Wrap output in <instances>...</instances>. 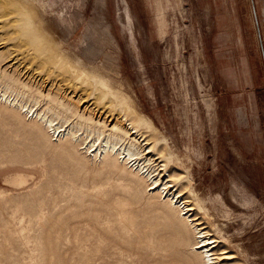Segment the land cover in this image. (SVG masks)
<instances>
[{"label": "rangeland", "instance_id": "rangeland-1", "mask_svg": "<svg viewBox=\"0 0 264 264\" xmlns=\"http://www.w3.org/2000/svg\"><path fill=\"white\" fill-rule=\"evenodd\" d=\"M24 1L66 52L109 57L123 110L165 141L193 218L219 242L215 257L230 258L219 263L264 264V0ZM81 85L66 97L112 125L118 103ZM22 114L0 104V264L198 262L190 226L147 183L50 136L35 141ZM13 174L26 180L7 184Z\"/></svg>", "mask_w": 264, "mask_h": 264}, {"label": "bare ground", "instance_id": "bare-ground-1", "mask_svg": "<svg viewBox=\"0 0 264 264\" xmlns=\"http://www.w3.org/2000/svg\"><path fill=\"white\" fill-rule=\"evenodd\" d=\"M125 20L132 34L128 13ZM49 26L45 16L36 13L26 1L0 0V102L20 115L31 117L35 128L30 135L35 141L50 136L54 142L66 143L62 148L64 152L67 147H73L94 162L108 165L115 161L121 174H124L121 167L129 169L136 178L147 183V191L161 198L170 209L177 210L181 220L190 226L194 235L191 246L198 258L196 264L228 261L230 258L225 251L215 257L214 250L219 242L196 222L193 209L187 207L183 192L177 187L175 178L178 176L174 177L176 173L173 171V175L169 170L170 157L164 155L165 150L160 146L165 141L154 135L152 123L145 117L135 116L131 109L123 110L122 97L114 88L116 66L113 69L109 57L104 58L108 61L106 65L93 61L92 54L87 59L89 54L85 51L83 54L66 52L62 43L52 39ZM111 37L109 35V42ZM30 65H36L37 70L45 73L43 83L28 69ZM44 84L49 87L46 92L44 87L41 89ZM81 84L95 88L93 92L86 90V96L118 103L119 118L112 125L94 119L87 106L81 112L79 101L66 97L65 91L74 94ZM25 180L23 175L13 174L6 183L15 186ZM99 197L103 199L105 194Z\"/></svg>", "mask_w": 264, "mask_h": 264}, {"label": "crops", "instance_id": "crops-1", "mask_svg": "<svg viewBox=\"0 0 264 264\" xmlns=\"http://www.w3.org/2000/svg\"><path fill=\"white\" fill-rule=\"evenodd\" d=\"M262 12H263V15H264V9L262 10Z\"/></svg>", "mask_w": 264, "mask_h": 264}]
</instances>
